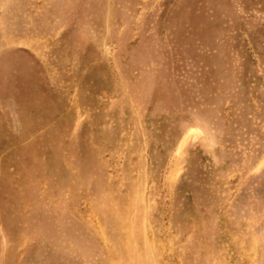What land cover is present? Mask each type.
Masks as SVG:
<instances>
[{
    "label": "rangeland",
    "instance_id": "1",
    "mask_svg": "<svg viewBox=\"0 0 264 264\" xmlns=\"http://www.w3.org/2000/svg\"><path fill=\"white\" fill-rule=\"evenodd\" d=\"M0 264H264V0H0Z\"/></svg>",
    "mask_w": 264,
    "mask_h": 264
}]
</instances>
